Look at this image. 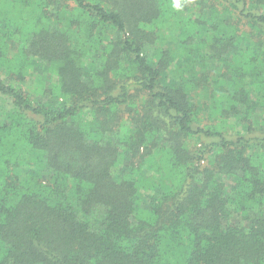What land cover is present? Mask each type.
Listing matches in <instances>:
<instances>
[{"label": "trees", "instance_id": "trees-1", "mask_svg": "<svg viewBox=\"0 0 264 264\" xmlns=\"http://www.w3.org/2000/svg\"><path fill=\"white\" fill-rule=\"evenodd\" d=\"M180 2L0 0V264H264V0Z\"/></svg>", "mask_w": 264, "mask_h": 264}, {"label": "rangeland", "instance_id": "rangeland-1", "mask_svg": "<svg viewBox=\"0 0 264 264\" xmlns=\"http://www.w3.org/2000/svg\"><path fill=\"white\" fill-rule=\"evenodd\" d=\"M147 57L149 60H151L152 55H153V48L150 47V49H148L146 51ZM151 56V57H150ZM198 57V56H197ZM87 64H90V62L92 60H95V65L99 66L101 64L100 60L97 59V55H95L92 58L87 59ZM39 62H34L33 60L30 63V68L28 69V77L26 79V81L24 82L23 86L25 87V89H27L30 93L35 95H39L38 97H41V99L43 100V102H46L47 99H49V94L44 93V90L41 88H39V86L37 85V82L35 80L39 79V80H43L46 86H50V84L52 82H54V76L48 71L47 67H45L44 64L41 63V65H38ZM204 63L208 66V67H216L218 64L214 62V60L212 61L211 59V55L210 54H206L205 58H204ZM41 66V67H38ZM174 65H172L173 67ZM48 88V87H47ZM202 118V124H210L206 121V119ZM232 122V120H231ZM240 129V128H237ZM124 135L127 134V130L123 129L120 131V133H118V137H120V135ZM112 140V139H111ZM26 172V168L23 166L22 167V173L23 175H25ZM234 218H236L237 222L239 220H241L242 218H239L238 216H234Z\"/></svg>", "mask_w": 264, "mask_h": 264}, {"label": "clouds", "instance_id": "clouds-1", "mask_svg": "<svg viewBox=\"0 0 264 264\" xmlns=\"http://www.w3.org/2000/svg\"><path fill=\"white\" fill-rule=\"evenodd\" d=\"M172 6L176 9H180L182 7V4H181L180 0H173Z\"/></svg>", "mask_w": 264, "mask_h": 264}]
</instances>
